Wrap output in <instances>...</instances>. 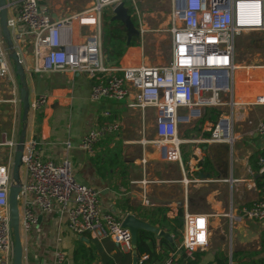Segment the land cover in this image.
I'll return each mask as SVG.
<instances>
[{
	"label": "built area",
	"instance_id": "1",
	"mask_svg": "<svg viewBox=\"0 0 264 264\" xmlns=\"http://www.w3.org/2000/svg\"><path fill=\"white\" fill-rule=\"evenodd\" d=\"M48 2L6 0L7 26L26 73L83 75L91 83L90 100L124 102L127 108L140 112L142 121L145 111L153 109L156 138H147L142 126L139 143H154L162 161L181 162L179 127L201 119L203 109L238 105L232 98L234 73L245 65L235 63L236 39L244 31L264 29V0H170L175 20L167 30L170 62L153 64L143 58L135 64H114L107 62L102 49L103 9L123 2L137 23L138 44L142 47L146 28L139 0H90L88 7L57 19L52 18ZM82 19L90 23L82 25ZM247 67L255 70L258 66ZM6 78L12 93L8 101L20 105L19 86L0 28V79ZM224 94L228 95L225 103L221 98ZM47 100V94L36 95L30 101V112L43 109ZM250 103L263 104L264 94L256 95ZM101 115L105 119L95 122L77 145L89 155L101 139L114 137L120 131V122L110 118V111ZM233 123L232 116L215 124L203 123V128L211 132L203 141L230 142ZM254 133L264 136V120L255 124ZM40 143L33 135L24 143L25 179L18 196L20 232L27 233L36 225L37 213L60 212L75 235L89 233L98 239L109 237L117 245L130 244L131 234L122 226V220L101 209L99 191L75 179L68 158L59 162L43 159ZM63 144L72 148L69 140ZM12 161L13 152L5 163H0V264H12L13 259L8 206ZM258 162L260 171H264V156ZM241 214L247 219L264 221V192L242 207ZM182 220L180 244L161 264H181L182 258L193 259L194 252L208 243L205 215L185 210ZM54 256L56 264H69L62 252L56 251ZM146 258L143 255L140 261Z\"/></svg>",
	"mask_w": 264,
	"mask_h": 264
},
{
	"label": "crops",
	"instance_id": "2",
	"mask_svg": "<svg viewBox=\"0 0 264 264\" xmlns=\"http://www.w3.org/2000/svg\"><path fill=\"white\" fill-rule=\"evenodd\" d=\"M89 3L90 0H54L49 3L50 14L57 19L80 11ZM143 47L144 43L142 47L140 44L128 47L120 61L135 64L146 59ZM235 51V63L245 66L234 73L232 98L243 106L211 107L214 117L203 111V117L198 121L180 126V163L160 160L154 143H139L142 126L147 138H156L153 129L155 111L147 109L142 121L140 112L127 108L124 102L92 101L90 80L83 75L27 73L30 101L38 94H47L48 100L43 109L29 112L26 138L33 135L39 139L43 159L59 162L68 158L75 179L95 187L99 191L101 209L118 219L131 214L149 224L156 221L151 225L167 232L157 223L159 215L154 209L165 208L164 216L169 220L178 218L180 221L185 210L205 215L208 243L196 251L202 254L198 264H216L222 255L227 256L229 264L242 261L262 264L264 221L243 217L241 208L250 205L264 192V185L257 186L258 181H263L264 174L258 162V158L264 156V136L254 133L255 124L264 120V103H250L256 95L264 94V29L240 34ZM239 52H244L246 57L239 58ZM248 65L261 68L247 70ZM14 78L18 83L15 73ZM10 89V80L0 79V163H5L12 155V144L19 135L16 115L21 113V105L4 99L6 94L12 97ZM221 98L224 103L228 101L227 94ZM105 110L111 112L110 118L120 122V131L114 137L101 139L89 155L77 145L95 122L105 119L101 115ZM229 116L234 120L230 142L204 143L202 138L210 132H205L203 123L215 124ZM198 123L202 127L194 136L193 127ZM68 140L72 148L64 146ZM203 158L209 164L200 172ZM206 174L209 177L204 176ZM20 233L23 264H56V251L62 252L69 264H133L135 256L130 244L117 245L109 237L98 239L89 233L75 235L60 212L37 213L36 225L29 232ZM167 233L171 240H166L172 242L173 234ZM153 237L160 249L159 242L165 238L155 234Z\"/></svg>",
	"mask_w": 264,
	"mask_h": 264
},
{
	"label": "water",
	"instance_id": "3",
	"mask_svg": "<svg viewBox=\"0 0 264 264\" xmlns=\"http://www.w3.org/2000/svg\"><path fill=\"white\" fill-rule=\"evenodd\" d=\"M112 16L111 20L119 21L125 28L126 44L128 45L133 39L139 37V30L134 24L128 7L123 2L117 5H111ZM0 28L8 57L13 64L14 73L19 84V101L21 105V128L18 139L13 146V161L11 170V183L9 185L8 206H9V224L12 228L13 236V259L12 264H23V248L21 242V233L19 229V201L18 196L22 188V178L20 169L22 167V155L24 143L28 128V119L30 112L29 88L27 84V73L21 63L19 55L14 47L10 30L7 26V3L6 0H0ZM226 122V121H225ZM228 136V135H227ZM227 150L229 146L226 145ZM209 177V174L204 175ZM182 222V218H180ZM122 226L127 228L131 234L130 245L132 253L135 255L138 231L143 230L155 234L157 237H163L171 240L170 235L159 227L149 224L141 219L136 218L131 214H127L122 219ZM133 264L137 263V257L132 259Z\"/></svg>",
	"mask_w": 264,
	"mask_h": 264
},
{
	"label": "trees",
	"instance_id": "4",
	"mask_svg": "<svg viewBox=\"0 0 264 264\" xmlns=\"http://www.w3.org/2000/svg\"><path fill=\"white\" fill-rule=\"evenodd\" d=\"M134 24L137 26V23ZM135 45V39H133L128 45L126 44L125 28L119 21L111 20V18L108 21H102V49L107 62L114 64L119 63L128 47ZM208 164V160L203 158V161L200 163L202 166L199 171H205ZM262 179L263 181H258V187L264 185V174L262 175ZM154 211L159 215L157 223L160 228H165L167 232L172 233L173 241L170 242L166 239H161L159 242L160 249H157L153 234L139 230L135 249V256L137 257L138 264H160L164 259L170 256L173 251H175L182 238V222H180L178 218L172 220L167 219L164 216L165 208L162 207L156 208ZM180 215L181 212H179V216ZM155 222L156 221H151L150 224ZM143 255H146L147 258L140 261V258ZM200 255H202L201 252H195L194 259L182 258L181 264H198V258ZM231 259L233 261V255ZM216 264H229L227 256L222 255L219 257ZM238 264L249 263L242 261ZM262 264H264V262Z\"/></svg>",
	"mask_w": 264,
	"mask_h": 264
},
{
	"label": "rangeland",
	"instance_id": "5",
	"mask_svg": "<svg viewBox=\"0 0 264 264\" xmlns=\"http://www.w3.org/2000/svg\"><path fill=\"white\" fill-rule=\"evenodd\" d=\"M138 8L142 16L143 25H145V28H146V32L144 35L145 41H144V47H143L144 57H146L149 63L168 64L170 62L171 56H170L169 35H168L167 30L172 25V22L173 21L175 22L172 16L170 0H139ZM129 13L131 14L130 10H129ZM111 16H112L111 8L110 7L104 8L103 9V20L108 21L110 20ZM132 19H133V22L136 23L133 16H132ZM161 31H164L165 34L162 35ZM137 42H139V38L135 39V44H138ZM238 57L245 58L246 55L244 52H239ZM11 65L13 67L12 62H11ZM13 70H14V67H13ZM4 99L11 100V97L6 94ZM204 111L206 114L208 113L209 117L215 116V112H212L214 110L211 107H206ZM20 115H21L20 112L16 115V122L18 124L19 132L21 128ZM154 115H155V112H154ZM10 117L12 118V115ZM199 124L200 123L195 124L193 127L194 132H192V134L194 136L196 135V133L198 135V132H200L201 130L202 126H200ZM205 132H208V131L205 130ZM207 138H209V136H206L202 139H207ZM204 143H209V142H204ZM20 173H21V178H22L23 167H21Z\"/></svg>",
	"mask_w": 264,
	"mask_h": 264
},
{
	"label": "bare ground",
	"instance_id": "6",
	"mask_svg": "<svg viewBox=\"0 0 264 264\" xmlns=\"http://www.w3.org/2000/svg\"><path fill=\"white\" fill-rule=\"evenodd\" d=\"M88 23H90V22H89L87 19H82V20H81V24H82V25H85V24H88ZM237 104H238V103H237ZM236 109H237V108H236ZM236 109H235V110H236ZM235 113H236V112H235ZM239 113H240V112H239ZM237 115H238V113H237ZM239 115H240V114H239Z\"/></svg>",
	"mask_w": 264,
	"mask_h": 264
}]
</instances>
